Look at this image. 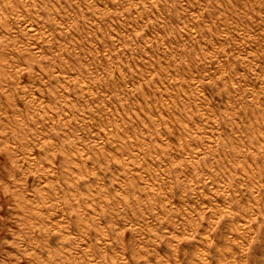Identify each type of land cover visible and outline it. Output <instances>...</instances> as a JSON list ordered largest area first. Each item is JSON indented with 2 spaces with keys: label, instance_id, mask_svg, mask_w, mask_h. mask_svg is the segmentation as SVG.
Wrapping results in <instances>:
<instances>
[{
  "label": "rangeland",
  "instance_id": "1",
  "mask_svg": "<svg viewBox=\"0 0 264 264\" xmlns=\"http://www.w3.org/2000/svg\"><path fill=\"white\" fill-rule=\"evenodd\" d=\"M0 264H264V0H0Z\"/></svg>",
  "mask_w": 264,
  "mask_h": 264
}]
</instances>
